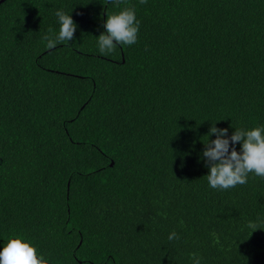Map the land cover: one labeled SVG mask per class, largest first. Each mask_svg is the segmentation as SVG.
I'll return each mask as SVG.
<instances>
[{
    "label": "trees",
    "instance_id": "trees-1",
    "mask_svg": "<svg viewBox=\"0 0 264 264\" xmlns=\"http://www.w3.org/2000/svg\"><path fill=\"white\" fill-rule=\"evenodd\" d=\"M125 6L137 42L102 54ZM58 9L77 28L48 49ZM213 124L264 127V0H0V250L16 233L49 264H264V178L209 186Z\"/></svg>",
    "mask_w": 264,
    "mask_h": 264
},
{
    "label": "clouds",
    "instance_id": "clouds-1",
    "mask_svg": "<svg viewBox=\"0 0 264 264\" xmlns=\"http://www.w3.org/2000/svg\"><path fill=\"white\" fill-rule=\"evenodd\" d=\"M110 3L119 7L124 0H109ZM147 0H140L141 4ZM58 18L59 31L49 34L42 39L46 41V47L52 49L58 43L71 41L74 38L77 25L71 14L63 9L55 12ZM105 31L97 37L99 51L102 54H111L117 45L131 46L137 42L139 21L136 18L135 9L125 6L123 9L107 13L103 25ZM216 124V123H215ZM211 125L206 135L208 140L204 144L203 157L206 158V166L209 169L208 184L213 189L228 190L237 185L247 183L250 173L264 178V127L251 129L236 128L229 136L228 129L217 128ZM215 135L214 140L209 137ZM236 144L240 145L239 151ZM248 227L256 228L254 222H249ZM214 235V243L219 238ZM168 239H179L177 233L169 234ZM193 264H200V257L196 253L190 254ZM0 264H49V261L39 255L36 247L21 235L12 233L0 250Z\"/></svg>",
    "mask_w": 264,
    "mask_h": 264
},
{
    "label": "water",
    "instance_id": "water-1",
    "mask_svg": "<svg viewBox=\"0 0 264 264\" xmlns=\"http://www.w3.org/2000/svg\"><path fill=\"white\" fill-rule=\"evenodd\" d=\"M3 1V0H2ZM111 165H114V161L111 162Z\"/></svg>",
    "mask_w": 264,
    "mask_h": 264
}]
</instances>
